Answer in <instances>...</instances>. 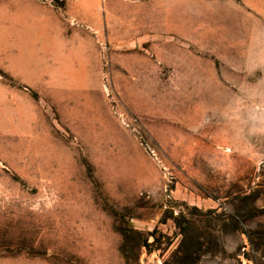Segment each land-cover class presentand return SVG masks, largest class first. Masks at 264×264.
<instances>
[{"label": "rangeland", "instance_id": "1", "mask_svg": "<svg viewBox=\"0 0 264 264\" xmlns=\"http://www.w3.org/2000/svg\"><path fill=\"white\" fill-rule=\"evenodd\" d=\"M25 1L0 0V264H264V51L233 73L194 14L191 40L103 47L96 95L66 97L17 71Z\"/></svg>", "mask_w": 264, "mask_h": 264}, {"label": "crops", "instance_id": "2", "mask_svg": "<svg viewBox=\"0 0 264 264\" xmlns=\"http://www.w3.org/2000/svg\"><path fill=\"white\" fill-rule=\"evenodd\" d=\"M5 14L18 24L17 45L9 49L17 71L22 75L41 64L43 81L60 84L66 97L96 95L103 47L110 51L124 48L139 30L141 37L149 39L184 34L185 40H191L194 14H217V41L224 52L221 59L223 63L228 60L226 66L233 73L241 70L242 51H264V21H259L264 16H257L264 14V0H68L61 10L26 0ZM238 14H251V21L239 22ZM202 34L207 39L215 36L209 31ZM246 57L251 67L264 66L256 53ZM157 66L144 64L151 72Z\"/></svg>", "mask_w": 264, "mask_h": 264}, {"label": "built area", "instance_id": "3", "mask_svg": "<svg viewBox=\"0 0 264 264\" xmlns=\"http://www.w3.org/2000/svg\"><path fill=\"white\" fill-rule=\"evenodd\" d=\"M37 1L50 8L61 10L68 0H37Z\"/></svg>", "mask_w": 264, "mask_h": 264}, {"label": "trees", "instance_id": "4", "mask_svg": "<svg viewBox=\"0 0 264 264\" xmlns=\"http://www.w3.org/2000/svg\"><path fill=\"white\" fill-rule=\"evenodd\" d=\"M195 262H192V264H194Z\"/></svg>", "mask_w": 264, "mask_h": 264}]
</instances>
